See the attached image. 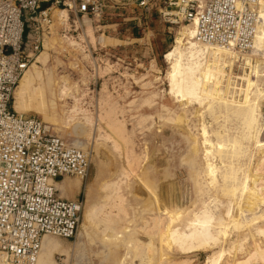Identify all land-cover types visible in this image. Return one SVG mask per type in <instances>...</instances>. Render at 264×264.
Wrapping results in <instances>:
<instances>
[{
	"label": "rangeland",
	"instance_id": "1",
	"mask_svg": "<svg viewBox=\"0 0 264 264\" xmlns=\"http://www.w3.org/2000/svg\"><path fill=\"white\" fill-rule=\"evenodd\" d=\"M111 13L101 22L72 13L65 15L62 22L54 14L52 22L44 25L42 48L29 65L31 68L37 61L42 80L37 78L36 88L27 93L24 110L16 109L18 87L15 89L13 106L18 112L41 118L53 132L88 150L92 158L87 180L65 179L72 186L69 191H78V198L83 199L85 206L76 236L70 239L50 236L62 244V250L55 251L52 258L58 264H200L197 257L162 245L153 219L156 211L166 216V211L196 209L203 200H208L207 189L198 190L205 161L202 150L198 156L193 152L191 133L200 142L204 123L215 143L217 138L212 132L220 129L221 123L229 129L225 132L236 135L240 122L234 118L224 122L223 117L215 120L206 106H201L202 109L195 103L180 106L171 95L166 74L170 64L164 56L173 47L180 30L189 23L169 25L155 13L144 19L138 12L123 8ZM152 22L162 25V30H153ZM113 24L116 25L111 26ZM101 34L122 41H108L103 45L98 42ZM71 40L74 43L71 44ZM44 43L49 44L45 64L37 60L46 47ZM263 61L259 63L261 73ZM239 67L237 63L233 70L235 75L243 74ZM246 71L249 73L250 69ZM49 75L54 82L51 85ZM258 83L263 88L264 77H259ZM53 88L57 93L54 91L52 95ZM44 103L49 105L50 117L46 120L39 111ZM260 106L264 141V99L260 100ZM214 109L217 114L225 113L217 104ZM178 113L187 117V123L182 126H178L175 119ZM248 161L247 155L242 161L245 167ZM257 161L258 155L253 164ZM216 163L219 164L218 159ZM262 171L264 174V165ZM90 190L93 191L91 205H97L99 210L86 222L84 215ZM221 199L224 204L227 202ZM222 209L224 207L217 213ZM243 232L232 231L225 247L231 248L232 242L242 240L244 248H252V239L244 240L248 231ZM256 239L264 241L260 235H256ZM217 249L198 252L204 259ZM233 255V252L227 254L229 262ZM0 256L5 257L1 252Z\"/></svg>",
	"mask_w": 264,
	"mask_h": 264
},
{
	"label": "built area",
	"instance_id": "2",
	"mask_svg": "<svg viewBox=\"0 0 264 264\" xmlns=\"http://www.w3.org/2000/svg\"><path fill=\"white\" fill-rule=\"evenodd\" d=\"M263 1L0 0V252L5 255L0 264H36L43 238H73L83 217V199L62 197L56 182L87 180L90 153L13 106L15 89L42 48L44 25L52 22L54 10L96 22L120 8L144 19L155 13L169 25L193 24L201 42L248 52Z\"/></svg>",
	"mask_w": 264,
	"mask_h": 264
},
{
	"label": "bare ground",
	"instance_id": "3",
	"mask_svg": "<svg viewBox=\"0 0 264 264\" xmlns=\"http://www.w3.org/2000/svg\"><path fill=\"white\" fill-rule=\"evenodd\" d=\"M55 10H57L54 12L55 16L63 22L65 20L64 16L66 15L67 17L68 15L67 11L60 8ZM260 18L261 24L258 28L254 46L248 52H240L220 45L201 42L196 38L194 25L188 24L180 30L173 47L164 56L170 64V69L166 74L171 86V95L180 106H188L193 103L198 104V106L200 105L199 108L206 106V110L213 114L215 120L223 117V121L226 122L228 119L234 118L241 125L238 134L230 135L225 132L229 131L227 126L221 123V128L212 132L213 136L215 135L217 138L215 143L204 123L201 125L200 142L198 137L191 133L193 152L197 155L202 150L205 161L204 165L201 166L203 167L201 171L203 181L201 180L202 182L196 183L199 185L198 190L202 191L203 187L207 189L209 197H206H208V200H201V206L196 209L180 208L173 213H166V211L164 213L167 214L166 216L162 215L163 213L161 214L160 211H156L155 219H153L155 220V223L154 221L153 223L158 227L160 242L170 249L175 248L186 256L191 254L192 257H197L199 254L201 255L198 252L200 250L207 251L218 248L212 254L207 255L200 264H225L229 262L227 254L231 252L234 253L233 259H231L232 262L227 264H264V241H257L256 239V235L264 238V174L262 173L264 165V141L261 139L262 126L260 124V100L264 99V87H260L258 83L259 77H264V71L260 72L259 64L260 61L264 60V1L260 9ZM100 36L98 42L103 45L108 41H118L120 43L119 40L111 36L109 37L105 34H101ZM72 43L74 41L71 40ZM45 45L44 51L37 58L38 61H42L43 63L48 58L47 48L49 44ZM36 62L32 63L31 68L29 67L26 70L18 83L16 91V96L19 99V104L16 105L18 111L24 110L23 108L27 106L25 104L26 95L29 90L35 87L37 78L42 80V75L38 70ZM237 63L243 69V74L240 73L241 75H235L233 72ZM247 69H250L249 73L246 71ZM51 76L48 79L50 85L53 82ZM42 82H45V79ZM64 90L65 88L62 91ZM54 91H56V88H53L52 95L55 94ZM61 96L63 95L61 94ZM44 104H38V106L40 105L39 111L43 113L46 120L50 117L49 107H47L49 105L47 104L46 106V103ZM215 104L219 108H224L225 113L220 112L217 114L214 109ZM35 109L38 110L36 107ZM199 112L200 110L197 109L196 113L198 114ZM184 115L176 114L175 119L179 122L178 126L187 123V117ZM252 144L253 149L251 148ZM200 145L201 147H199ZM256 154L258 155V161L253 164V159L257 156ZM247 155L249 156V161L245 167L242 161ZM217 159L220 165L216 163ZM198 179L196 180L198 181ZM116 182L114 183L116 184ZM56 183L62 197L65 196L67 190H71L72 188L71 184L67 183V181L66 183L62 181ZM199 193L198 196H200ZM92 196L93 191L90 190L88 193L89 204L86 207L84 215L86 222L91 220L98 209L97 205H91ZM221 198L226 199L227 202L224 204ZM222 207H224V210L222 209V212L218 214L217 212ZM181 224L182 227L180 226ZM246 230L248 233L245 232L246 237L244 240L248 238L252 239V242L250 241L252 248H244L245 243L242 240L232 242L233 244L230 242L232 244L231 248L227 249L225 247L232 231H237L241 234ZM60 250H62L60 242L54 241L50 236H45L36 264H58L53 260L52 255L55 251ZM238 253H242L243 255L239 256ZM4 259V256H0V260Z\"/></svg>",
	"mask_w": 264,
	"mask_h": 264
},
{
	"label": "crops",
	"instance_id": "4",
	"mask_svg": "<svg viewBox=\"0 0 264 264\" xmlns=\"http://www.w3.org/2000/svg\"><path fill=\"white\" fill-rule=\"evenodd\" d=\"M159 23V22H158ZM114 25H116V24H113V25H111V26H114ZM152 28H153V30H156V28H157V31H161L162 30V28H163V26L162 25H160V24H157V22H152ZM168 28V27H167ZM164 31H165V28H164ZM159 35L161 34L160 32L158 33ZM113 38V37H112ZM114 39H117V40H119L120 42L122 41L120 38H115L114 37ZM138 39V38H137ZM66 182V180L65 179H60L59 180V182ZM59 190V189H58ZM61 192H60V190H59V194H60ZM78 196H79V192L78 191H69V190H67L66 192H65V196H63V197H66L67 199H71V200H75L76 198H78Z\"/></svg>",
	"mask_w": 264,
	"mask_h": 264
},
{
	"label": "water",
	"instance_id": "5",
	"mask_svg": "<svg viewBox=\"0 0 264 264\" xmlns=\"http://www.w3.org/2000/svg\"><path fill=\"white\" fill-rule=\"evenodd\" d=\"M27 33H28V28L26 27V28H25V32H24V38H26ZM197 258H198V260H199L200 263L203 261V257H202V255L199 254V255L197 256Z\"/></svg>",
	"mask_w": 264,
	"mask_h": 264
}]
</instances>
